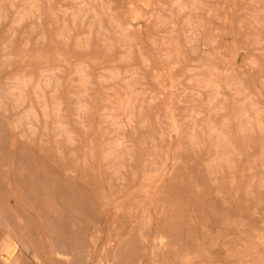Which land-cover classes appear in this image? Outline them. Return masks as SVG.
Segmentation results:
<instances>
[{
    "label": "rangeland",
    "instance_id": "1",
    "mask_svg": "<svg viewBox=\"0 0 264 264\" xmlns=\"http://www.w3.org/2000/svg\"><path fill=\"white\" fill-rule=\"evenodd\" d=\"M56 239L264 264V0H0V258Z\"/></svg>",
    "mask_w": 264,
    "mask_h": 264
},
{
    "label": "crops",
    "instance_id": "2",
    "mask_svg": "<svg viewBox=\"0 0 264 264\" xmlns=\"http://www.w3.org/2000/svg\"><path fill=\"white\" fill-rule=\"evenodd\" d=\"M20 147H22L21 145H17V148L18 149H20ZM16 159V158H15ZM50 224H52L51 223V221L49 222V226H50V229H51V233H50V235H51V237H53V236H55V234H54V231L56 232V231H58L59 229L58 228H60V227H55L54 225H50ZM60 231V230H59ZM59 234L60 233H58L56 236H59ZM76 235H77V233H76ZM77 241V242H76ZM52 243H51V246L53 247V246H55V247H53L52 249L54 250V253H56V254H58V256L57 257H55V259L53 258V260H52V264H69V263H71V262H69L68 263V258L66 257V255L68 256L71 252L72 253H74V252H76L79 248H80V246H81V242L80 241H78L77 239H75V240H72V241H65V240H62V241H57V239L56 240H54V241H51ZM69 242V243H68ZM78 242H80V243H78ZM60 243V244H59ZM64 243L65 244H67V245H64ZM74 245V246H73ZM60 247H61V249H60ZM79 247V248H78ZM72 248V249H71ZM66 249V250H65ZM63 250H65V251H63ZM72 250V251H71ZM76 250V251H75ZM68 251H70V253L68 252ZM66 253V254H65ZM71 253V254H72ZM2 254H4V252L2 253ZM10 254V253H9ZM70 254V255H71ZM73 255V254H72ZM67 258V259H66ZM61 259V260H60ZM58 260V261H57ZM64 260V261H63ZM59 261H61V262H59ZM4 263V260H2L1 258H0V264H3ZM72 264V263H71Z\"/></svg>",
    "mask_w": 264,
    "mask_h": 264
},
{
    "label": "bare ground",
    "instance_id": "3",
    "mask_svg": "<svg viewBox=\"0 0 264 264\" xmlns=\"http://www.w3.org/2000/svg\"><path fill=\"white\" fill-rule=\"evenodd\" d=\"M88 35V34H87ZM19 146V145H18ZM29 147V146H28ZM36 188V187H35ZM61 205V204H60ZM48 207V206H47ZM52 209V208H51ZM55 213V212H54ZM66 213V212H65ZM78 214V213H77ZM47 216V215H46ZM56 216V215H55ZM51 225V224H50ZM53 225V224H52ZM55 226V225H54ZM56 227V226H55ZM58 227V226H57ZM69 228V227H68ZM51 231V230H50ZM75 231V230H74ZM57 232V231H56ZM58 241V240H57ZM62 241V240H61ZM77 242V241H76ZM52 243V242H51ZM69 243V242H68ZM78 243H80V242H78ZM60 244V243H59ZM64 245H67V244H65L64 243ZM74 246V245H73ZM79 248V247H78ZM60 249H61V247H60ZM72 249V248H71ZM66 250V249H65ZM65 250H63V251H65ZM72 251V250H71ZM76 251V250H75ZM53 252H54V250H53ZM69 253H70V251H68ZM72 253V252H71ZM70 253V254H71ZM66 254V253H65ZM66 257H67V255H66ZM67 259V258H66ZM61 260V259H60ZM73 260V259H72ZM58 261V260H57ZM64 261V260H63ZM59 262H61V261H59Z\"/></svg>",
    "mask_w": 264,
    "mask_h": 264
}]
</instances>
